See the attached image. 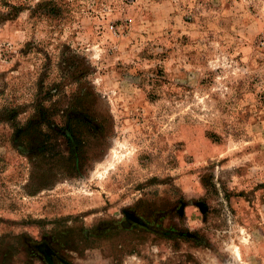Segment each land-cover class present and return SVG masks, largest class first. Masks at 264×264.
<instances>
[{"label": "rangeland", "instance_id": "rangeland-1", "mask_svg": "<svg viewBox=\"0 0 264 264\" xmlns=\"http://www.w3.org/2000/svg\"><path fill=\"white\" fill-rule=\"evenodd\" d=\"M0 264H264V0H0Z\"/></svg>", "mask_w": 264, "mask_h": 264}, {"label": "trees", "instance_id": "trees-1", "mask_svg": "<svg viewBox=\"0 0 264 264\" xmlns=\"http://www.w3.org/2000/svg\"><path fill=\"white\" fill-rule=\"evenodd\" d=\"M15 117H16V114L14 115V117H11L10 119L7 118L6 120H14L15 121V119H16ZM39 117H41V113H37L34 118H32L31 120H29L27 122V124H26L27 125L26 127H24V126L21 127L19 129V132H17V133H19L17 135V137L19 136L18 138L22 139L24 137L23 132H25V134H26L28 130L35 129L36 127H38L41 124L50 125V121H48V119L45 118V117H43L41 120H36ZM50 148H51V145L48 144L47 141H45L43 143V145H41L39 147H36V149L35 148L32 149V151H33V153H36V152H39L40 150H43V153H44V152L48 151ZM71 148L73 150L72 145H71ZM75 152H77L78 153V156L80 157V155H81L80 148H78L77 150H75ZM77 153L76 154L73 153L72 154V158H75V156L77 155Z\"/></svg>", "mask_w": 264, "mask_h": 264}]
</instances>
